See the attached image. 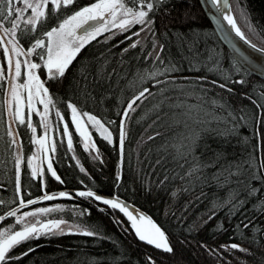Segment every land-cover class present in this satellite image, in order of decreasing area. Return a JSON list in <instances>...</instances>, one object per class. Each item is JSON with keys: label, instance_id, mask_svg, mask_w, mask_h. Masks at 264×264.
I'll list each match as a JSON object with an SVG mask.
<instances>
[{"label": "trees", "instance_id": "obj_1", "mask_svg": "<svg viewBox=\"0 0 264 264\" xmlns=\"http://www.w3.org/2000/svg\"><path fill=\"white\" fill-rule=\"evenodd\" d=\"M95 2L76 0L61 12ZM152 2V23L135 47L137 25L97 36L55 79L37 55L44 49L30 56L41 65L55 123L72 133L71 148L64 136L55 141V176L31 174L27 122L40 132V120L32 114L24 125L14 121L0 80V230L12 224L9 212L47 205L60 207L52 217L82 230L29 238L11 249L8 264H264V80L232 58L197 0ZM230 4L241 33L264 50V0ZM63 18L55 13L35 33L20 24V46L28 51L35 39L45 40L43 33ZM141 92L122 137L121 118ZM69 104L110 134L108 141L92 132L96 155L71 130ZM87 191L95 195H77ZM104 199L128 204L159 227L172 252L140 240L127 216Z\"/></svg>", "mask_w": 264, "mask_h": 264}, {"label": "snow or ice", "instance_id": "obj_2", "mask_svg": "<svg viewBox=\"0 0 264 264\" xmlns=\"http://www.w3.org/2000/svg\"><path fill=\"white\" fill-rule=\"evenodd\" d=\"M76 0H0V29L3 30L4 34L11 35L12 39L8 40L7 43L11 45V52H9L8 47H4V55L7 58V71L9 73H14V77L19 79L22 75V63L26 69L27 82L14 85L11 89V95L13 100L16 101V111L14 113L15 118L19 121L21 125L25 124V118L23 115L21 95L19 92L20 88L28 90L27 105L28 108L32 109V89H36L37 95L44 93L47 95L48 89L44 87L41 82L40 77L36 74L37 69L41 68L38 63L31 62L29 60L16 59L13 64V56H32L36 49H44L43 53H37L40 59L44 61L43 67L47 69V73L50 79H55L57 77H62L65 74L66 69L70 65L71 61L75 58L76 54L84 47V45L91 39H94L98 34L103 33L105 30L109 29V23L105 21L110 18V22L113 26L119 27L122 30H127V27L134 24H151L152 21L147 19L149 12L154 8V3L152 0H96L86 7L80 8L72 12L71 14L65 15L61 12V9H67L72 6ZM163 0H155V4L162 3ZM214 5L220 3V0H212ZM17 4H23V7H16ZM51 5V8H49ZM225 3V7H227ZM31 10V15L25 17V13ZM60 12L64 16L63 20L57 23L55 26L51 27L50 30L43 33V36L47 37V43L41 38L35 39L34 44L25 51L19 44L17 39V30L20 29V21L22 20L26 26V31L28 33H35L37 31V25L42 24L45 20L51 19L55 13ZM130 17V19H129ZM59 19V17H57ZM225 19L228 20L229 24L232 25L236 30V34L241 36L243 39V33L240 29L236 27L235 21L231 16H226ZM4 21L11 24L10 28L4 27ZM95 23H89V22ZM87 25V27H85ZM83 29L82 34H78V30ZM23 31V30H22ZM138 34V33H137ZM5 41L0 39V46L4 45ZM135 47V44L132 45ZM253 47H255L253 45ZM46 57V58H45ZM5 78V70L0 68V80ZM144 96V92H141L139 96L135 98L129 105L128 108L131 109L132 105L136 100H139ZM44 101L41 100V103ZM48 104H52V100L49 99ZM47 104L45 105V110L47 111ZM73 113V119H76L77 109L72 105H68ZM59 115V112H57ZM87 115L88 120L94 125H98L103 129V125L100 123L96 117ZM27 127L32 129L35 134L36 128L31 123V120L27 122ZM45 128L47 125L45 124ZM77 129H80V124L77 121ZM106 131V129H104ZM65 133H67V125H65ZM12 134L11 131L9 133ZM18 135V133L16 134ZM81 135H85L82 131ZM110 136V134H109ZM106 136L105 138H109ZM34 142L44 148V140L34 139ZM16 143V140H13ZM68 146L71 148L72 140L71 136L68 139ZM88 145L85 144V148ZM55 148L53 147V151ZM19 157H17V163H19ZM49 170H51V164H49ZM264 168V165H261ZM32 175L35 177L37 175V170L33 169ZM52 175L55 176V172L52 171ZM57 179H59L57 177ZM61 196L65 193H60ZM79 196L92 197L95 194L92 191L78 192ZM50 195H45L44 199H52ZM100 199V197H96ZM35 201H29L28 203H34ZM104 204L110 205L113 209H119L120 212L124 213L127 218L132 221V226L136 230V235L140 240L146 241L150 245H154L157 249H162L165 252H172V248L169 246L165 233L161 231L159 227L152 224L151 221L147 223L151 226L150 231H145L142 229L141 225L137 223L136 217L130 212L127 206L122 205L118 200L104 199ZM24 201L21 200V205ZM17 210H13L8 213L9 216H15ZM41 212L47 211L46 209H41ZM25 215H35V213H27ZM3 217H0L2 220ZM145 217L141 216L140 221L144 222ZM17 224L21 223V218H17ZM54 227H59V223L53 224ZM42 227H47L44 225ZM38 229L35 224L25 225L23 230H18L12 232V229H5L0 231V264H8V262L13 259L8 253L11 249L18 245L19 243L29 239L36 238L34 235L37 233ZM84 235H92L93 233L85 231ZM233 248L238 246L233 244ZM242 251H246L241 249ZM19 259V257H15Z\"/></svg>", "mask_w": 264, "mask_h": 264}, {"label": "rangeland", "instance_id": "obj_3", "mask_svg": "<svg viewBox=\"0 0 264 264\" xmlns=\"http://www.w3.org/2000/svg\"><path fill=\"white\" fill-rule=\"evenodd\" d=\"M230 2V0H229ZM92 4V3H91ZM90 5V4H88ZM87 5V6H88ZM51 6V5H49ZM16 7H23V4H17ZM86 7V6H85ZM231 7V4H230ZM232 10V9H231ZM233 13V12H232ZM31 15V10H28L25 13V17ZM130 19V17H129ZM106 23H109V29L105 30L103 33L98 34L97 36L105 35V36H113L116 33L119 32H125L129 31L132 29L135 25L139 26L133 36V43L139 42L147 33V24H139V23H134L130 26L127 27V30H122L119 27L113 26L110 22V18H108ZM4 23V22H3ZM89 23H95V22H89ZM20 24H24L23 21H20ZM5 28H10L11 26H5ZM87 27V25L85 26ZM83 29L78 30V34H82ZM133 33V32H132ZM138 33V34H137ZM132 35V34H131ZM96 36V37H97ZM0 39H3L5 41L4 45L0 46V68L4 69V66L2 65V61L4 62L6 66V73H5V78L4 80L7 83V90H6V103L8 106V112L11 116V118L14 121H18L14 113L16 111V101L13 100L12 95H11V89L14 85L21 84L24 82H27V77H26V69L23 66L22 63V75L19 79L14 77V73H9L7 71L8 65H7V58L4 55V47L9 48V52H11V45L7 43L8 40L12 39L11 35H5L3 30L0 29ZM45 43H47V37L45 39ZM2 53V54H1ZM46 58V57H45ZM16 59L21 60L23 62L24 60H29L31 62H34L31 60L30 57L28 56H13V64ZM36 63V62H34ZM40 64V63H39ZM44 61H42V67H43ZM36 74L38 75L39 69L35 70ZM43 71L46 74V76L49 77L47 73V69L43 67ZM21 99L23 101L22 104V109H23V115L25 119L27 116L30 118L32 114H36L37 117L40 120V132L36 131L35 134L32 132V139H33V153L28 161V166L30 169V172L32 174L33 169L37 170V175L38 176H43L44 172H52V156L55 152L53 151V147L55 148V141L56 139H61V136H64V139L68 141L69 136H71V131L69 130L67 126V133H65V125L64 123H59L61 125V130L59 126L55 123L56 121V115L51 112V104H48V101L50 99L49 93L47 95H44V93L41 91L39 95L36 93V89L33 87L32 89V109L30 110L27 105V96H28V90L20 88L19 89ZM41 100L44 102L41 103ZM138 100L135 101V103ZM131 103V102H130ZM129 103V104H130ZM134 103V104H135ZM47 106V111L45 110V105ZM134 104L132 105V108L129 109L127 106V111L126 113L122 116L121 118V129H122V137L125 134V123H126V117L128 112L132 111L134 109ZM70 122H71V130L77 135L79 142L82 146V148L90 155H96L97 151L96 148L94 147L92 143V132H96L98 135L101 137L105 138L106 136H109L108 131H104L106 129L103 126V129H101L98 125H94L88 120L87 115H84V113L77 112L76 119H73V113L72 111L70 112ZM11 118L9 119L11 121ZM28 118V119H29ZM55 118V120H53ZM13 121V122H14ZM77 121L80 124V129H77ZM45 124L47 125V128H45ZM84 132L85 135H81V132ZM34 139H42L44 140V148L41 149V146L37 143L34 142ZM106 140L110 141L111 137L105 138ZM85 144L88 145L87 148H85ZM49 164H51V170H49ZM60 207L58 205H47L45 207H36V208H31L27 210H22V211H17L16 215L13 216V222L10 226L6 228H2L0 231H4L5 229H12V232L18 231V230H23V227L25 225H32L35 224L38 231L35 233V236L39 235H52V234H62V233H71V232H80L81 229H79L76 225L65 221L62 217H52V213L55 210H58ZM41 209H46L47 211L41 212ZM27 213H35V215H25ZM136 217L137 223L141 225L142 229L145 231H150L151 226L147 223L149 221L147 218L144 222L140 221V217L138 215H134ZM17 218H21V223L17 224L16 220ZM130 221V220H129ZM58 222L59 227H54L53 224ZM130 224L132 225V221H130ZM44 225H47V227H42ZM133 228V226H132ZM134 231L136 232L135 228H133ZM82 231V230H81Z\"/></svg>", "mask_w": 264, "mask_h": 264}, {"label": "water", "instance_id": "obj_4", "mask_svg": "<svg viewBox=\"0 0 264 264\" xmlns=\"http://www.w3.org/2000/svg\"><path fill=\"white\" fill-rule=\"evenodd\" d=\"M197 2L218 41L232 58L248 73L264 80V50L252 44L244 36L242 39L236 34L235 28L225 19L226 16H231L235 21L229 0H220L217 5H214L212 0H197ZM225 3H227V7H225ZM236 27H238L237 24ZM121 204L127 206L128 210L135 214L131 206L123 202Z\"/></svg>", "mask_w": 264, "mask_h": 264}]
</instances>
